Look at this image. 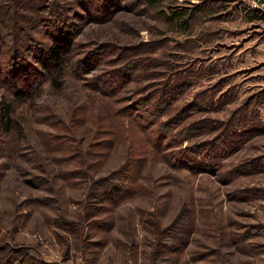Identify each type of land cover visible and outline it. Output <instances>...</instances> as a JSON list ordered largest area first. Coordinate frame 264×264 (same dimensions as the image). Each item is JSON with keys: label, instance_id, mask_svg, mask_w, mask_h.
<instances>
[{"label": "rangeland", "instance_id": "374dc122", "mask_svg": "<svg viewBox=\"0 0 264 264\" xmlns=\"http://www.w3.org/2000/svg\"><path fill=\"white\" fill-rule=\"evenodd\" d=\"M61 17L60 86L0 84V264H264V0H0V67Z\"/></svg>", "mask_w": 264, "mask_h": 264}, {"label": "trees", "instance_id": "16d2710c", "mask_svg": "<svg viewBox=\"0 0 264 264\" xmlns=\"http://www.w3.org/2000/svg\"><path fill=\"white\" fill-rule=\"evenodd\" d=\"M148 1L154 3L156 0ZM67 16H71V13L67 12ZM65 20L61 17L59 21H52V26L47 32L48 41L34 45L36 49L29 52L31 60L22 57L23 59L20 61L12 63V67H0V84L6 85V89L11 92L12 96L19 100L33 98L36 95L34 90L38 92L41 83L45 80L50 81L53 86H60V77L64 74L66 57L74 45L73 23L65 22ZM3 24L0 20V27ZM33 40L29 38L27 44H34ZM9 110L10 107L7 103H4L0 108V129L2 131L8 132L11 129L12 118L9 115ZM115 173L113 172V174ZM110 178L115 180V176ZM112 186L115 193L121 194L122 186L117 184H112Z\"/></svg>", "mask_w": 264, "mask_h": 264}]
</instances>
